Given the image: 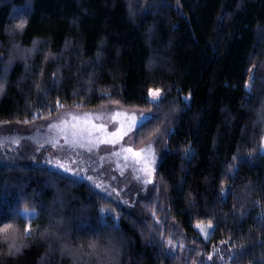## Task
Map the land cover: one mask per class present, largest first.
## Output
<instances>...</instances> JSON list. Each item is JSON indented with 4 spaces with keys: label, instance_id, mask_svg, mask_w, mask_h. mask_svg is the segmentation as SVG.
<instances>
[{
    "label": "trees",
    "instance_id": "obj_1",
    "mask_svg": "<svg viewBox=\"0 0 264 264\" xmlns=\"http://www.w3.org/2000/svg\"><path fill=\"white\" fill-rule=\"evenodd\" d=\"M263 27L264 0H0V130L117 103L161 146L118 205L0 134V264H264Z\"/></svg>",
    "mask_w": 264,
    "mask_h": 264
},
{
    "label": "rangeland",
    "instance_id": "obj_2",
    "mask_svg": "<svg viewBox=\"0 0 264 264\" xmlns=\"http://www.w3.org/2000/svg\"><path fill=\"white\" fill-rule=\"evenodd\" d=\"M263 35L264 27L245 82L247 87L253 75ZM150 90L155 91L157 88H151ZM117 112L126 113L128 116L135 115L139 125L149 116L146 111L126 108L117 103H107L89 110L64 108L48 119L25 126L11 127L10 130H0V134L4 135L1 136L4 140H1V143L11 141L13 145L20 147L35 145V161L51 169L84 180L115 204L123 205L131 194L134 195L135 191L145 189L147 185L152 183L158 157L161 155V146L157 140L149 141L140 146L135 145L134 133L137 127L133 128L123 139L118 140L116 144L102 142L115 139L110 134L120 127L121 121H125V126H127L126 117L123 115L115 121L111 119ZM85 114L89 115L92 124L104 125V130L93 131L90 136L81 138L77 143H71L72 137L69 133V143H66L65 133L61 132L59 128L49 127L51 124H60L62 120L71 121L72 115L83 117ZM142 115L146 119L141 120ZM80 123L83 126V121ZM12 129L15 130L14 134L6 137V134ZM22 134L23 136H21ZM149 143L152 148L151 156L147 157L150 173L144 171L145 163L143 159L137 161L130 153L123 151L128 147L133 148L134 151H139ZM261 150L264 151V136ZM116 153H119V155ZM57 161L63 164L64 167H59ZM23 211L34 212V210ZM204 226L206 225L203 223L196 224V227L202 229L203 234L207 237L206 229L202 228ZM210 259H216L221 264H228L226 252L221 247L215 248L211 252Z\"/></svg>",
    "mask_w": 264,
    "mask_h": 264
},
{
    "label": "snow or ice",
    "instance_id": "obj_3",
    "mask_svg": "<svg viewBox=\"0 0 264 264\" xmlns=\"http://www.w3.org/2000/svg\"><path fill=\"white\" fill-rule=\"evenodd\" d=\"M18 27H22V25ZM2 91H3V85L2 83H0V92ZM148 95L150 97L149 99L150 103H159V101L162 98V94L159 89L155 91L150 90ZM122 115L126 117L127 126H125V121H121L120 127L115 132L110 134L112 137H115V139L105 140L102 142L116 144L118 140L123 139V137L127 135L130 131H132L133 128L139 126V122L137 121V118L135 117V115L128 116L126 113L117 112L114 116L111 117V119L115 121L119 119ZM144 119H146V117L142 115L141 120H144ZM81 121H83V126H81V123H80ZM27 122L28 121H25V123ZM49 127L53 129L59 128L61 132L65 133L66 143H69V140H68L69 133L72 137L71 143H77L81 138L90 136L93 131L104 130V125L97 126L95 124H92L91 118L89 117L88 114H85L83 117L72 115L71 121L62 120L60 124H51L49 125ZM123 151L126 153H130L133 157L137 159V161H139L140 159H143L145 163L144 171L150 173V168L148 167V160H147V157L151 156L152 154V148H151L150 143L147 144L144 148H141L139 151H134L133 148L131 147L123 149ZM116 154L119 155V153H116ZM57 165L59 167H64V165L60 164L59 161H57ZM67 170L70 171L71 169H67ZM208 227H211V224H209ZM12 231H13L12 224H5L2 228H0V234H3V240L10 239L12 235ZM30 233H31V226L28 225L24 229V235L28 236L30 235ZM169 244H171V241H169ZM95 247L96 245L94 243L89 245L90 249L94 250ZM9 251L19 252L20 248L15 243H12L11 245H9Z\"/></svg>",
    "mask_w": 264,
    "mask_h": 264
}]
</instances>
